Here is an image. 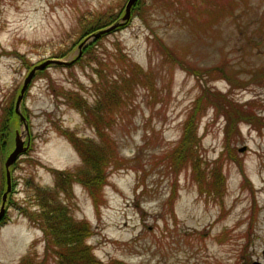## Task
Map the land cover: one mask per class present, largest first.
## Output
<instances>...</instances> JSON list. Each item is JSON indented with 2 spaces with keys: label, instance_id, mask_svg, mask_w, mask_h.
<instances>
[{
  "label": "rangeland",
  "instance_id": "1",
  "mask_svg": "<svg viewBox=\"0 0 264 264\" xmlns=\"http://www.w3.org/2000/svg\"><path fill=\"white\" fill-rule=\"evenodd\" d=\"M127 1L0 0V210L16 132L28 144L9 168L0 264L26 254L27 264H60L28 214L38 212L36 187L51 188L58 171L82 165L66 132L108 153L96 201L79 182L57 195L90 226L84 242L97 260L264 264V0H230L211 22L228 0H136L124 27L81 44L119 21ZM169 51L194 69L228 72L198 77ZM52 58L74 62L35 72L20 105L26 134L9 114L31 68ZM205 88L224 100L200 99ZM236 108L252 120L229 112L226 137L223 113ZM190 118L196 142L177 169L171 158Z\"/></svg>",
  "mask_w": 264,
  "mask_h": 264
},
{
  "label": "trees",
  "instance_id": "2",
  "mask_svg": "<svg viewBox=\"0 0 264 264\" xmlns=\"http://www.w3.org/2000/svg\"><path fill=\"white\" fill-rule=\"evenodd\" d=\"M229 1L230 0L225 2L226 5L222 3L217 5L220 13H213L210 22L215 21L219 14L222 15L226 8L229 9ZM135 12L136 11L133 12L134 15H136ZM192 21L195 20L193 19ZM106 25L109 24L99 25L98 27H95L93 30H91V32L94 30H99ZM89 49L90 47L87 45L83 51H88ZM169 53L175 57L176 63H181L184 69L188 71L192 70L193 73L198 77L204 74L206 76L205 79H211L216 77L217 73L228 72V70H226L223 65L206 66L203 68L196 67V69H194L193 67L189 66L188 62L185 61L183 57L178 58L171 51H169ZM166 54L169 55L167 50ZM206 90L207 88H205V91L202 90L200 99L204 98L208 101H213L215 100V96L219 97L216 98L218 100H224L225 98L224 93L220 91L213 93V91L210 89L208 91ZM234 103L230 104L237 105L236 102ZM238 106L241 107L240 105ZM229 112H234L235 114H232L237 115V117L252 120L247 111L242 108H236L233 111L226 110V112L223 113L228 118L229 122L227 126L226 137H229L228 134H230L234 126V120L232 119L233 117L229 118ZM9 115L11 118L10 122L15 125L18 121L15 111L13 110L12 115L11 113ZM194 129L195 127L193 126V119L191 121L190 118L185 124L183 136L177 144L174 154L171 158L173 161V166H176L175 168L177 169L183 166L187 151L192 150V145H195L196 139ZM65 134L82 157V165L77 166L76 170L73 172L58 171L55 185L51 188L36 187V189H34L35 191L33 195L34 199L36 200L35 203L39 207L38 212H35L34 214H28V217L32 220H35L41 226L45 238V250H47L46 253H50L56 257L60 264H122L116 261L102 263L93 256L90 251V247H88V245H86L84 242L85 238L91 234L90 226L84 221L76 220L70 212V207L64 203L62 199H58L57 195L59 192H64L66 195H69L70 183L79 182L86 189H88L91 197L96 201L98 190H101L106 182L105 168L109 164L108 153L106 151L100 150L93 141L78 140L75 136H73L72 133L66 132ZM193 161V170L195 172L201 173L195 176L196 181L199 183L200 192H208L209 189L203 182L204 178L202 177V173H204V171L199 166V159L198 163H195L197 161L195 159H193ZM216 175L221 177V172H218ZM216 185H218V182H216ZM217 189L218 186H215L214 190ZM173 197L174 195L170 197V200H172ZM6 217L7 216L5 215L2 220H0V224L3 223ZM30 258V254H26L20 260V264H27L25 262H27Z\"/></svg>",
  "mask_w": 264,
  "mask_h": 264
},
{
  "label": "water",
  "instance_id": "3",
  "mask_svg": "<svg viewBox=\"0 0 264 264\" xmlns=\"http://www.w3.org/2000/svg\"><path fill=\"white\" fill-rule=\"evenodd\" d=\"M135 1L136 0H128L127 1L124 15L121 17V19L119 21H117V22H115V23H113L107 27L101 28L97 32L89 35L88 37H86L83 40V42L81 44H84V43L90 41L89 39H91V38L94 40L96 38H99L103 34L114 31L117 28L123 27L127 23L128 19L131 16L130 15L131 7ZM73 62H74V60L64 61V60H61L58 58L47 59V60L43 61L42 63L34 65L31 68V70L29 71V73L27 74V76L25 77L23 84L20 88L19 94L16 98L14 110H15V113L19 116L20 121L23 122L26 134H27L26 119L22 115V112L20 110V105H21V101L23 99L24 93L27 89V86H28L29 82L31 81L32 77L34 76L35 72L38 70H43L44 68H46L48 65H50L52 63L58 64V65H71ZM22 135H23V132H19V133L16 132L15 139H14V147L4 161L7 187H6L5 192L2 195L0 218L2 217V214H3L4 202L6 200V196H7L8 192L10 191V170H9V168L28 149V144L24 145V139H22ZM262 255L264 258V249L262 251ZM251 264H262V263L259 261H253Z\"/></svg>",
  "mask_w": 264,
  "mask_h": 264
}]
</instances>
